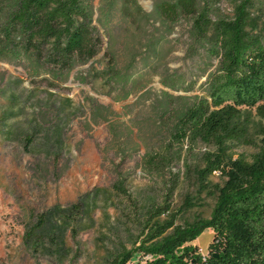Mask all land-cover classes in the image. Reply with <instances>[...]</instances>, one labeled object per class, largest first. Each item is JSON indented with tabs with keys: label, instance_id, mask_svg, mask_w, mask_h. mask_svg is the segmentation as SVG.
<instances>
[{
	"label": "trees",
	"instance_id": "16d2710c",
	"mask_svg": "<svg viewBox=\"0 0 264 264\" xmlns=\"http://www.w3.org/2000/svg\"><path fill=\"white\" fill-rule=\"evenodd\" d=\"M220 2L153 0L148 12L140 0H0V60L44 75L50 88L86 67L77 78L117 102L151 99L157 142L145 166L167 192L136 208L139 239L118 245L108 264H264V123L254 114L264 115V0H232L231 13ZM182 21L197 79L170 65ZM200 76L202 92L187 94ZM156 77L162 89L152 97ZM254 143L250 157L236 155ZM176 163L183 169L175 173ZM182 181L194 191L175 206ZM205 196L213 200L208 213ZM208 228L214 237L204 259L196 240ZM46 229L40 220L25 238L37 246Z\"/></svg>",
	"mask_w": 264,
	"mask_h": 264
},
{
	"label": "rangeland",
	"instance_id": "374dc122",
	"mask_svg": "<svg viewBox=\"0 0 264 264\" xmlns=\"http://www.w3.org/2000/svg\"><path fill=\"white\" fill-rule=\"evenodd\" d=\"M140 3L153 10V0ZM220 4L232 12V0ZM186 24L172 35L179 43L170 65L197 79L195 63L185 57ZM85 68L50 88L44 75L34 77L25 66L0 60V264H108L118 245L130 248L138 241L136 208L162 201L167 192L145 166L149 147L157 142L150 128L151 99L133 95L117 102L77 78ZM205 80L200 76L187 94L201 93ZM150 87L152 97L162 89L158 77ZM254 114L264 123L256 108ZM257 150L254 143L235 152L250 157ZM181 169L182 163L172 166L175 173ZM119 183L125 191L117 189ZM189 191L194 189L182 181L175 206ZM205 202L208 213L213 200L205 196ZM75 203H84L83 210L70 214ZM40 220L48 229L37 232L35 246L25 234ZM207 240L202 234V242Z\"/></svg>",
	"mask_w": 264,
	"mask_h": 264
},
{
	"label": "crops",
	"instance_id": "0c3cea01",
	"mask_svg": "<svg viewBox=\"0 0 264 264\" xmlns=\"http://www.w3.org/2000/svg\"><path fill=\"white\" fill-rule=\"evenodd\" d=\"M204 234H208L210 236V240H207L205 243L202 242V235L196 240V243L198 244L199 247H201L202 249H209L211 242L213 241V237H214V231L211 228L206 229L203 232Z\"/></svg>",
	"mask_w": 264,
	"mask_h": 264
},
{
	"label": "built area",
	"instance_id": "2783aa9c",
	"mask_svg": "<svg viewBox=\"0 0 264 264\" xmlns=\"http://www.w3.org/2000/svg\"><path fill=\"white\" fill-rule=\"evenodd\" d=\"M199 253L201 254V256L205 259L208 254H209V251H204V249H202L201 247L199 248Z\"/></svg>",
	"mask_w": 264,
	"mask_h": 264
}]
</instances>
